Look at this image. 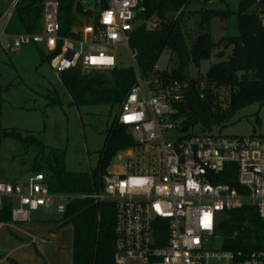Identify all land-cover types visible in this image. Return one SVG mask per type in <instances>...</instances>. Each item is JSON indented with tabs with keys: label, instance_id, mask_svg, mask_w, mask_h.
Listing matches in <instances>:
<instances>
[{
	"label": "built area",
	"instance_id": "1",
	"mask_svg": "<svg viewBox=\"0 0 264 264\" xmlns=\"http://www.w3.org/2000/svg\"><path fill=\"white\" fill-rule=\"evenodd\" d=\"M74 1L80 12L68 35L60 34L58 0L44 1L38 31L14 35L9 28L20 0H10L0 14V48L16 52L35 45L47 55L55 53L49 65L57 77L69 70L82 74L111 70L117 65L118 47L128 50L134 66L135 54L128 45L131 32L143 25L152 29L148 25H157L158 19L143 17L146 8L140 0ZM260 22L264 27V14ZM162 72L155 66L144 75L135 68V83L115 117L127 128L134 146L120 153L126 163L119 172L108 170L102 191L51 193L44 173L34 172L20 182L0 180V208L7 200L11 224H24L39 210L63 215L76 198L112 201L114 264H264V250L213 248L228 211L253 207L264 222V134L227 137L184 127L183 118L174 116L177 106L195 90L200 99L204 90L213 95L216 91L204 79L192 83L164 77ZM136 152L141 160L136 161ZM145 153L151 155L148 164ZM231 165L242 192L217 182Z\"/></svg>",
	"mask_w": 264,
	"mask_h": 264
},
{
	"label": "trees",
	"instance_id": "2",
	"mask_svg": "<svg viewBox=\"0 0 264 264\" xmlns=\"http://www.w3.org/2000/svg\"><path fill=\"white\" fill-rule=\"evenodd\" d=\"M45 0H20L15 16L18 17L23 32L38 31L43 15ZM145 6L144 18L155 16L160 23L154 29L139 26L129 37V49L135 54L134 66L124 68L117 65L108 72L82 74L79 70L64 71L58 80L71 104L119 106L135 83V68L142 74L150 73L156 66L162 52L169 50L177 59L176 69L162 72L164 77L178 80L188 78L184 71L188 65L199 67L200 63L209 60L213 51L219 46L209 34L211 22L229 19L231 13L225 10L200 9L190 12L186 8L191 2L200 0H140ZM224 2V0H203ZM238 11L235 14V27L238 35L228 38L231 54L226 61L210 66L204 79L216 92L223 88L228 90V106L221 111L218 98L204 90V98L193 91L177 106L175 117L183 118V126L196 128L197 132L211 133L213 128L228 122L234 114L252 104L264 105V27L260 16L252 7H264V0H238ZM58 20L60 34L68 35L76 23L75 13L80 6L74 0H58ZM264 14V12H261ZM184 15L198 17V33L187 44L183 33ZM171 17V18H169ZM42 62H48L55 53L46 55L40 49ZM217 58L223 54L218 53ZM200 79V80H201ZM58 103L50 99L49 104ZM0 139L15 140L26 151L37 150L34 172H43L51 193L73 195H95L103 189V178L107 175L113 158L134 146L125 126L112 120L110 129L99 153L98 164L94 170L85 173H71L65 168V151L43 144L33 135L22 136L18 131L0 129ZM234 167L228 166L219 176L217 182L227 183L242 192L236 179L230 173ZM217 233L222 238L225 250H264V222L253 207H243L224 214ZM0 223H11V204L3 201L0 208ZM71 227V264H114L115 214L112 201L99 202L91 197L76 198L70 201L62 215L61 227ZM157 231L155 232L156 235ZM164 234V232H163ZM37 255L38 251L34 249ZM3 256L0 255V260ZM10 264H20L6 258ZM41 264H47L43 261Z\"/></svg>",
	"mask_w": 264,
	"mask_h": 264
},
{
	"label": "rangeland",
	"instance_id": "3",
	"mask_svg": "<svg viewBox=\"0 0 264 264\" xmlns=\"http://www.w3.org/2000/svg\"><path fill=\"white\" fill-rule=\"evenodd\" d=\"M10 0H0V14L7 8ZM238 0L204 3L203 0L191 2L186 10L200 9L225 10L231 13L226 21L215 18L210 25L209 34L219 46L213 51L209 60L200 63L199 67L188 65L184 71L188 78H204L211 65L226 61L231 54L229 37L238 35L235 27V14L238 11ZM260 16L264 7H252ZM171 18V17H169ZM183 33L187 44H190L198 33V17L184 15ZM152 23L149 28H156ZM10 32H23L17 16L11 21ZM40 46L28 45L19 51L8 52L0 48V129L18 131L22 136L33 135L43 144L65 151V168L71 173H85L94 170L98 164L99 153L115 119L119 106L107 105L74 106L61 86L57 74L48 62L40 58ZM44 51V50H43ZM45 52V51H44ZM218 53L223 54L217 58ZM46 54V52H45ZM47 55V54H46ZM118 67H132L133 62L125 47L115 50ZM176 56L164 50L156 64L160 71L176 69ZM103 71V72H108ZM218 108L223 111L228 106V90L219 89L215 93ZM50 99L58 103L50 105ZM194 133H198L194 128ZM212 134L227 137H247L264 134V105L252 104L237 111L228 122L216 126ZM169 136V134H168ZM37 150L28 151L15 140L0 139V177L7 183L20 182L34 173ZM122 155L113 158L109 170L120 171V165L126 163ZM145 163L151 161L150 154H143ZM119 157V158H118ZM135 158L141 160L140 153ZM132 163V162H130ZM141 165V164H139ZM42 172V171H41ZM43 173V172H42ZM62 224V215L53 211L39 210L32 214L31 221L24 224H9L0 229V255L21 264H71V227ZM32 228L35 236L27 233ZM221 237L213 248L220 249ZM35 247L40 256L33 248ZM10 264V263H3Z\"/></svg>",
	"mask_w": 264,
	"mask_h": 264
},
{
	"label": "crops",
	"instance_id": "4",
	"mask_svg": "<svg viewBox=\"0 0 264 264\" xmlns=\"http://www.w3.org/2000/svg\"><path fill=\"white\" fill-rule=\"evenodd\" d=\"M212 2H215V1H210V2H208V3H212ZM0 180L2 181V178L0 177ZM8 226L9 224H3V223H1V225H0V229H1V227L2 226ZM27 233L29 234V235H31V236H35V234H36V231L35 230H33L32 228H30V229H28V231H27ZM33 248H35V247H33ZM39 255L38 256H40V253H38ZM3 256V258L0 260V264H3V263H8L7 262V260H6V258L7 257H9L8 255H2ZM18 262V261H17ZM18 263H20V262H18ZM21 264V263H20ZM41 264V263H40Z\"/></svg>",
	"mask_w": 264,
	"mask_h": 264
},
{
	"label": "water",
	"instance_id": "5",
	"mask_svg": "<svg viewBox=\"0 0 264 264\" xmlns=\"http://www.w3.org/2000/svg\"><path fill=\"white\" fill-rule=\"evenodd\" d=\"M185 130H186V128L183 129V131H185Z\"/></svg>",
	"mask_w": 264,
	"mask_h": 264
}]
</instances>
